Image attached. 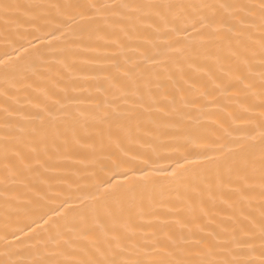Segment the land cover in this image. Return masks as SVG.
Listing matches in <instances>:
<instances>
[{
	"label": "snow or ice",
	"instance_id": "6c2138e0",
	"mask_svg": "<svg viewBox=\"0 0 264 264\" xmlns=\"http://www.w3.org/2000/svg\"><path fill=\"white\" fill-rule=\"evenodd\" d=\"M13 14L0 34V264H264V0L0 2ZM95 65L109 95L82 110L78 82L100 77L77 73ZM209 88L234 102L229 121L192 115H207L196 101ZM20 92L35 96L27 112ZM105 140L108 164L51 183Z\"/></svg>",
	"mask_w": 264,
	"mask_h": 264
},
{
	"label": "bare ground",
	"instance_id": "6f19581e",
	"mask_svg": "<svg viewBox=\"0 0 264 264\" xmlns=\"http://www.w3.org/2000/svg\"><path fill=\"white\" fill-rule=\"evenodd\" d=\"M0 2H4V0H0ZM9 3L13 4H20V5H26L30 3H57V2H63V0H7ZM90 2H99V3H119L121 0H90ZM23 11V9H21ZM7 19L9 21L10 26L15 27V21L19 19V17L15 14L10 15L9 17L5 18L4 16L0 15V34L3 32V28L5 26L4 21ZM22 22V21H21ZM27 24H24L23 27H27ZM100 65L95 66H89L84 69L82 72H78L77 75L80 77H87V76H99V80H85L81 79L78 83L79 86L77 88V99L79 101H82L81 103V109L82 110H89L92 105H94L97 101L103 100L104 95H109V93L105 92V89L109 87V82L103 80V76L106 75L105 72L100 71ZM188 75H192V70H187ZM216 73V69L211 64H206L202 66V72L200 76L197 78V88H199L200 92L204 91V88L200 87V82L207 80V77L203 75V73ZM218 74V73H217ZM219 81H217L218 83ZM54 83V82H53ZM0 91H2V88H0ZM55 91V89H53ZM210 94L207 96H204L203 98H200L196 101V105L201 107L207 115L201 116L200 113L193 112L192 115L200 116L201 122L211 125L213 122H227L230 120L233 114H236L238 110L234 106V102L230 101L227 98V94L222 96L219 92H214L209 88ZM17 95L20 97V105L22 106L23 111L27 112L28 110V99H25V97H28L31 99L32 103H36V99L33 93L31 92H20ZM195 95V94H193ZM54 99H59V96H54ZM226 126V123H225ZM97 141H99V138H97ZM122 147H125L129 149L130 151L136 150V145L134 143H129L127 141L124 142ZM115 148L112 147L111 149L108 147L107 140H105V147L104 151H100L98 148V151L95 155V157H87L84 153H72L70 154L69 158L65 162V169L69 173L67 177L63 175H52L50 176L51 183L55 185L59 180L66 179L68 182H70L72 179H75L74 176L71 175V173L80 172L83 173L87 170V166L95 163L97 166L102 164H108L109 161L106 158L108 156L109 151H114ZM83 161V163H81ZM162 163H168V161H163ZM58 189L53 187L51 189L52 192L57 191ZM53 205L58 202H50ZM21 208L23 209V204H21ZM51 215V213H49ZM48 217H45L47 219ZM22 223L28 222V218L23 214H21L20 218ZM37 223L42 224V221H38ZM33 227H36V225H33ZM27 231V229H25ZM143 231L145 233H149L152 231V228L150 226L145 225L143 227ZM11 239V237H9Z\"/></svg>",
	"mask_w": 264,
	"mask_h": 264
}]
</instances>
